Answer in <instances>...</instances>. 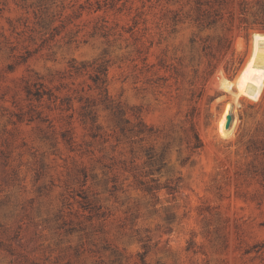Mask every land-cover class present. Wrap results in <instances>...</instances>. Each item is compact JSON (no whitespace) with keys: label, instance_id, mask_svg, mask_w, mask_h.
I'll return each mask as SVG.
<instances>
[{"label":"rangeland","instance_id":"obj_1","mask_svg":"<svg viewBox=\"0 0 264 264\" xmlns=\"http://www.w3.org/2000/svg\"><path fill=\"white\" fill-rule=\"evenodd\" d=\"M0 264H264V0H0Z\"/></svg>","mask_w":264,"mask_h":264},{"label":"water","instance_id":"obj_2","mask_svg":"<svg viewBox=\"0 0 264 264\" xmlns=\"http://www.w3.org/2000/svg\"><path fill=\"white\" fill-rule=\"evenodd\" d=\"M230 116H227V121H226V126H228L229 125V123H230Z\"/></svg>","mask_w":264,"mask_h":264}]
</instances>
